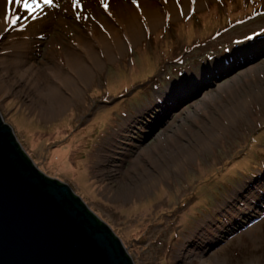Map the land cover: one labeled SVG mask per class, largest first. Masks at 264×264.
I'll use <instances>...</instances> for the list:
<instances>
[{"label": "rangeland", "instance_id": "obj_1", "mask_svg": "<svg viewBox=\"0 0 264 264\" xmlns=\"http://www.w3.org/2000/svg\"><path fill=\"white\" fill-rule=\"evenodd\" d=\"M53 2L35 20L13 6L20 19L4 16L0 29V115L34 168L68 185L133 264H264V0ZM141 2L161 23L94 67L85 46L100 49L99 29ZM185 2L171 18L165 7ZM73 49L92 75L71 104L43 117L48 85L61 87L50 69L67 71ZM233 95L243 102L227 119ZM129 119L123 144L103 157ZM65 147L77 178L50 159ZM147 173L154 183L136 191Z\"/></svg>", "mask_w": 264, "mask_h": 264}, {"label": "water", "instance_id": "obj_2", "mask_svg": "<svg viewBox=\"0 0 264 264\" xmlns=\"http://www.w3.org/2000/svg\"><path fill=\"white\" fill-rule=\"evenodd\" d=\"M0 115V264H132L68 185L39 173Z\"/></svg>", "mask_w": 264, "mask_h": 264}, {"label": "bare ground", "instance_id": "obj_3", "mask_svg": "<svg viewBox=\"0 0 264 264\" xmlns=\"http://www.w3.org/2000/svg\"><path fill=\"white\" fill-rule=\"evenodd\" d=\"M164 2V1H162ZM189 3L185 2L183 6L178 9L176 6H172V8L165 7L166 10H169V16L171 18H176L179 15L185 14L189 9ZM153 10V7L149 6L145 8V5L143 2L139 4L138 8H132L127 11L125 14H122L121 12L115 17L117 26L109 28L108 30H105L107 25H103L101 29H99V46L100 49L97 48V46L93 45V42L91 44H88L85 46L86 53L92 55L95 57V63L94 67L97 64V67L99 64H101V56H103L106 59H109V61H112L116 58L121 57L124 55V53L127 52V49L133 45H135L141 36H143L146 31H152L154 30L162 21L163 17L160 16V19L151 12ZM168 16V17H169ZM5 22H4V12L2 13V18L0 20V29H5ZM105 27V29H104ZM81 46V43H79ZM80 50V49H79ZM76 49L70 50L69 52H66L65 54V66L67 68V71L63 69V67L60 66H53L50 71L53 72V77L56 79L61 80V87L63 85L64 88H66L70 92V96H65L60 86L57 85H48L52 86L50 88L49 93L47 96L48 101L45 106H41V115L43 117H51L55 112H57L59 109H63L67 105L71 104L72 97H78L79 94L82 92V89L85 86V82L90 78L92 75V69L86 68L84 65V60L82 59L81 55ZM69 53V54H67ZM66 71V72H65ZM71 72V73H69ZM80 82H78V80ZM80 83V84H79ZM35 91L38 90V93H40L41 90H44L43 86L38 89V87H35ZM234 101L238 99V95L235 96ZM243 100L239 99L236 101V107L235 109H232L229 113H226L227 119L234 118L239 113V107L241 106ZM131 119L124 122L118 129L114 130L113 136L108 139L107 143H105V148H102L101 155L104 157V154L107 153V151L116 145L117 143H122L124 141L119 140V137H125L127 134L123 131L128 126L127 123H129ZM215 125L217 127L222 128L223 123L217 120ZM134 125H131L133 127ZM66 148V147H65ZM70 148V149H69ZM66 148L65 150H59L55 152L52 157L50 158L52 163L54 164H60V166L57 169L59 173L62 175L68 176L71 175L72 177L77 178L78 176L74 173V169L68 166L67 157H68V149L71 150V147ZM189 150L187 152H184L185 156L188 157ZM57 165V166H58ZM67 172V174L65 173ZM167 170H163L162 174H166ZM144 177L146 180H144L141 184L135 186L136 191L140 190H147L150 188V186L154 183V178L151 174L147 173L144 174ZM144 178V179H145ZM202 228V227H200ZM252 230V229H251ZM209 240V239H208ZM213 242L212 240H210ZM197 257V256H196ZM181 258L183 259L184 256L181 254ZM210 264V263H207Z\"/></svg>", "mask_w": 264, "mask_h": 264}, {"label": "snow or ice", "instance_id": "obj_4", "mask_svg": "<svg viewBox=\"0 0 264 264\" xmlns=\"http://www.w3.org/2000/svg\"><path fill=\"white\" fill-rule=\"evenodd\" d=\"M73 5L76 8L80 7L78 0H72ZM103 2V0H102ZM135 3V0H133ZM13 6L15 9L23 10L26 14H29L32 19H37L38 14L43 12L45 8H55L57 5L53 0H5L4 4V16L5 22L8 25H15V23L20 19V17L13 11ZM105 9L107 10L108 5L105 4ZM177 88L182 87V82H178L175 85Z\"/></svg>", "mask_w": 264, "mask_h": 264}, {"label": "clouds", "instance_id": "obj_5", "mask_svg": "<svg viewBox=\"0 0 264 264\" xmlns=\"http://www.w3.org/2000/svg\"><path fill=\"white\" fill-rule=\"evenodd\" d=\"M12 132H13V130H12ZM13 135H14V132H13ZM15 136V135H14ZM16 138V137H15ZM16 140V139H15ZM17 143H18V141H17ZM19 144V143H18ZM19 147H20V149L22 150V148H21V146H20V144H19ZM23 152L25 153V155H27V153L23 150ZM27 157H28V155H27ZM30 158L28 157V160H29ZM30 162L31 163H33L31 160H30ZM33 167H35V166H33ZM35 170H36V168H35ZM39 171V170H38ZM44 175V174H43ZM44 177H47V176H44ZM48 178V177H47ZM92 213V212H91ZM93 214V213H92ZM94 215V214H93ZM95 216V215H94ZM96 217V216H95ZM99 219V218H98ZM107 226V225H106ZM110 229V228H109ZM111 230V229H110ZM112 232V231H111ZM116 237V236H115ZM117 238V237H116ZM118 239V238H117ZM122 244V243H121ZM122 247H123V245H122ZM124 248V247H123ZM126 254H127V252H126ZM127 256L129 257V255L127 254ZM130 258V257H129ZM130 260H131V258H130ZM131 262H132V260H131ZM133 264V263H132Z\"/></svg>", "mask_w": 264, "mask_h": 264}, {"label": "trees", "instance_id": "obj_6", "mask_svg": "<svg viewBox=\"0 0 264 264\" xmlns=\"http://www.w3.org/2000/svg\"><path fill=\"white\" fill-rule=\"evenodd\" d=\"M20 149V148H19ZM32 165H33V163H31ZM38 171V170H37ZM39 173H41V174H43L42 172H40V171H38ZM75 198H77L76 196H75ZM82 204H83V202H81ZM98 221H99V223L101 224V225H103L104 223L100 220V219H98ZM113 233V232H112ZM114 234V233H113ZM117 237V236H116Z\"/></svg>", "mask_w": 264, "mask_h": 264}]
</instances>
